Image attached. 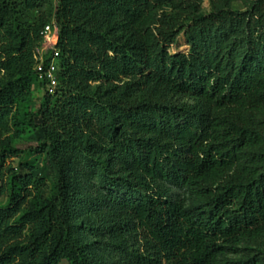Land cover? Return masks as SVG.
<instances>
[{
	"label": "trees",
	"instance_id": "16d2710c",
	"mask_svg": "<svg viewBox=\"0 0 264 264\" xmlns=\"http://www.w3.org/2000/svg\"><path fill=\"white\" fill-rule=\"evenodd\" d=\"M44 1L0 0V264H264V0H58L29 163Z\"/></svg>",
	"mask_w": 264,
	"mask_h": 264
},
{
	"label": "rangeland",
	"instance_id": "374dc122",
	"mask_svg": "<svg viewBox=\"0 0 264 264\" xmlns=\"http://www.w3.org/2000/svg\"><path fill=\"white\" fill-rule=\"evenodd\" d=\"M253 1V0H251ZM251 1H234L231 3V8L234 10L244 11L246 10ZM58 6V0H45L42 8L38 11H33L28 15L30 21L36 20L39 16L45 17L46 25L50 24L55 15L56 9ZM201 10L203 14H209L213 10V6L208 0H203L201 2ZM43 47V45H41ZM50 45L44 46L43 58L44 60L49 59L52 55L53 50ZM188 50V47L185 44L183 34L177 40V43L170 50V54L175 53H185ZM42 82L37 78L36 82L33 84L31 93L29 97L25 100L19 101L14 108L12 117L8 124V132L3 137H8L10 139L11 145L15 149L26 151L29 153L27 155V161L32 163L37 158L35 154L30 152L38 145L36 138L33 136L29 123L33 118L34 114L37 112L40 106V101L45 94L46 86L42 85ZM20 160L16 158H11L6 161V166L11 167L14 170H17ZM48 183L51 184V178L48 177ZM7 194L0 197V207L6 203Z\"/></svg>",
	"mask_w": 264,
	"mask_h": 264
},
{
	"label": "built area",
	"instance_id": "2783aa9c",
	"mask_svg": "<svg viewBox=\"0 0 264 264\" xmlns=\"http://www.w3.org/2000/svg\"><path fill=\"white\" fill-rule=\"evenodd\" d=\"M41 38V44L34 55L36 62L35 71L38 75V78L46 83L48 93L50 95H55L58 87L57 65L54 59H52L46 65V61L48 59L44 60L43 58L45 45H50L52 46V50H55L54 48L58 40V28L55 20L44 27V29L41 31ZM41 45H43V47H41Z\"/></svg>",
	"mask_w": 264,
	"mask_h": 264
}]
</instances>
